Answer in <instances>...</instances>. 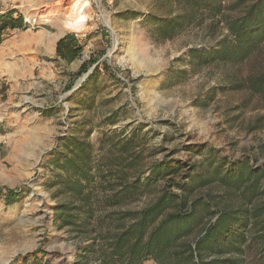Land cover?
I'll return each mask as SVG.
<instances>
[{"label":"rangeland","instance_id":"1","mask_svg":"<svg viewBox=\"0 0 264 264\" xmlns=\"http://www.w3.org/2000/svg\"><path fill=\"white\" fill-rule=\"evenodd\" d=\"M7 8L18 10L26 26L0 45L1 60L9 66L8 79H0V264H76L85 241L55 223L56 199L45 182L50 153L81 121L86 122L81 135L92 127L94 143L108 129L148 131L147 167L168 159L181 163L184 173L208 147L264 165V98L238 86L264 73V45L238 64H213L182 82L165 80L170 70L190 67V47L213 46L229 34L224 17H208L159 41L148 31L146 15L185 12L178 0H0V11ZM235 8L224 13L237 16L242 6ZM78 12L83 21L67 26ZM61 30L84 45L71 62L59 57L48 39ZM91 58L96 62L79 72ZM109 115L114 125H108ZM164 185L163 180L153 192L116 209L140 210ZM9 191L19 199L7 202ZM207 191L223 192L216 186ZM259 254L249 250L245 263L263 264Z\"/></svg>","mask_w":264,"mask_h":264},{"label":"trees","instance_id":"2","mask_svg":"<svg viewBox=\"0 0 264 264\" xmlns=\"http://www.w3.org/2000/svg\"><path fill=\"white\" fill-rule=\"evenodd\" d=\"M178 1L185 12L146 15L148 31L157 40L172 39L187 27L218 16L224 17L229 34L213 46L190 47L186 52L190 67L170 70L166 82H182L213 64H238L264 45V0H236L227 6L228 0ZM238 5L242 6L239 15L226 16V8ZM25 26L15 8L0 11V43ZM83 47L74 33H67L57 41L56 53L71 62L81 56ZM95 62L91 58L79 72ZM97 73L96 66L89 80L92 86ZM238 86L264 98V73ZM114 115L106 117L108 125L116 123ZM85 123L81 121L60 138L50 153L51 176L45 182L56 199L55 223L85 241L76 264H146L149 260L155 264H246L249 250H257L264 264V165L247 156L230 159L208 147L201 150L205 151L202 160L184 173L181 163L168 159L147 167L148 131L108 129L94 143L89 138L92 127L81 135ZM163 180L164 187L158 188L146 207L116 209L153 192ZM214 186L223 192H203ZM18 197L9 191L5 198L15 202Z\"/></svg>","mask_w":264,"mask_h":264},{"label":"crops","instance_id":"3","mask_svg":"<svg viewBox=\"0 0 264 264\" xmlns=\"http://www.w3.org/2000/svg\"><path fill=\"white\" fill-rule=\"evenodd\" d=\"M65 34H63V31L61 30V31H58L57 33H50V34H48V39H49V41L50 42H55V44L57 43V41L61 38V37H63ZM2 43H0V45H1ZM5 55V54H4ZM10 55V54H9ZM3 56V55H2ZM2 56L0 57V79H8L7 78V76L6 75H8L7 74V69H9V66H8V68H7V66H5L4 64H5V62H3L2 60H1V58H2ZM11 56V55H10Z\"/></svg>","mask_w":264,"mask_h":264},{"label":"bare ground","instance_id":"4","mask_svg":"<svg viewBox=\"0 0 264 264\" xmlns=\"http://www.w3.org/2000/svg\"><path fill=\"white\" fill-rule=\"evenodd\" d=\"M82 21H83V15L80 12H78V15L75 17V19L73 21L72 20L66 21V25L67 26H75V25H78L79 23H81Z\"/></svg>","mask_w":264,"mask_h":264}]
</instances>
